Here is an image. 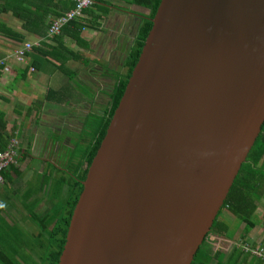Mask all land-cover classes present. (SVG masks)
I'll use <instances>...</instances> for the list:
<instances>
[{
  "label": "water",
  "instance_id": "95a60500",
  "mask_svg": "<svg viewBox=\"0 0 264 264\" xmlns=\"http://www.w3.org/2000/svg\"><path fill=\"white\" fill-rule=\"evenodd\" d=\"M58 264H191L264 123V0H160Z\"/></svg>",
  "mask_w": 264,
  "mask_h": 264
},
{
  "label": "crops",
  "instance_id": "0c3cea01",
  "mask_svg": "<svg viewBox=\"0 0 264 264\" xmlns=\"http://www.w3.org/2000/svg\"><path fill=\"white\" fill-rule=\"evenodd\" d=\"M5 1L0 0V58H7L0 71V140L7 148L15 139L17 155L0 183L1 250H5L1 238L7 240V246L16 235L25 239L27 229L34 224L30 213L46 210L49 197L34 198L30 192L33 181L38 182V188L51 181L47 186L52 188L66 169V161L82 144L90 143L86 118L107 108L113 74L126 72L127 54L150 12L133 0H96L74 23L50 37L47 27L60 15L57 7L51 8L46 0H11V6L21 5L15 10L24 19L6 10ZM53 1L56 4L57 0ZM74 34L80 41L71 37ZM24 41L34 45L25 61L19 62L11 54ZM80 60L89 63L84 65ZM94 82L95 86L91 85ZM81 85L90 89L88 95L80 91ZM99 100L105 103L101 112L96 110ZM225 212L231 217L223 214L221 219L232 222V215ZM255 214L256 226L247 234L244 246L264 250V198L257 202ZM33 230L37 235L38 228ZM241 232V228L235 230L230 240L213 235L210 241L222 242L224 249H230L234 242L239 243ZM241 264L264 262L248 256Z\"/></svg>",
  "mask_w": 264,
  "mask_h": 264
},
{
  "label": "trees",
  "instance_id": "16d2710c",
  "mask_svg": "<svg viewBox=\"0 0 264 264\" xmlns=\"http://www.w3.org/2000/svg\"><path fill=\"white\" fill-rule=\"evenodd\" d=\"M46 1L51 4V8L57 7L60 10V15L74 6L70 0H57L56 4L53 0ZM133 1L149 8L150 12L147 17H144L138 27L134 42L127 54L124 63L126 72L123 74L118 72L113 74L114 84L108 93L109 103L107 108L101 114H91L86 118L85 128L86 131L89 130L90 132V143H87L84 147L82 144L81 150L75 156L70 157L74 161L72 164H69L73 169L66 168L63 170L60 178L52 185L50 194L48 195L49 199L47 200L46 210L43 212H35L33 210L30 213L31 220L39 230L36 235V243L30 245L25 241L23 236L16 235L14 239L9 240L7 246V240L1 238V242L5 243L2 249L5 248V250L0 249V264H58L59 256L65 243L72 210L82 190L81 180H84L87 168L105 135L111 116L123 94L131 70L138 60L145 38L152 26L151 18L154 16L160 2V0ZM5 2L7 3L4 6L6 10L11 9L17 17H21V12L15 10L21 7V5L17 7L11 6L10 4H13L11 0H6ZM29 13L35 15L33 11H29ZM56 17L58 15L54 19ZM21 18L26 19L23 15ZM75 20L64 25L62 29L70 23H74ZM25 24L26 20L23 25L25 26ZM79 27H82V25H79ZM79 27L77 26L76 29H79ZM71 37L80 41L78 34L71 35ZM35 49H40V47H36ZM80 61L84 65L89 63L86 60ZM84 140L86 139L84 138ZM5 145L6 143L0 140V149H5L7 146ZM9 165L1 172L3 177L5 169ZM61 198L63 199V203L58 206V200ZM262 198H264V123L246 160L241 164L210 231L204 237L191 264H241L248 256L257 257L258 260L264 262L263 257L252 254L251 248L247 245L244 246L247 234L256 226L255 212L257 202ZM224 210L243 223L240 244L234 242L230 249H222L210 241V237L213 235H221L226 239H232V232L229 231L227 222L223 221L220 217Z\"/></svg>",
  "mask_w": 264,
  "mask_h": 264
},
{
  "label": "built area",
  "instance_id": "2783aa9c",
  "mask_svg": "<svg viewBox=\"0 0 264 264\" xmlns=\"http://www.w3.org/2000/svg\"><path fill=\"white\" fill-rule=\"evenodd\" d=\"M73 2L74 6L62 13L60 16L56 17L49 25L47 35L52 37L59 34L62 27L68 24L70 21L80 18L86 8L93 5L96 0H70ZM34 43L29 41H24L20 46H18L11 54L16 61L24 62L27 52H29ZM7 58H0V71L6 66ZM16 140H11L10 145L4 150H0V183L3 182V176L1 174L2 170L15 161L17 155L16 151ZM252 254L263 257V249H251Z\"/></svg>",
  "mask_w": 264,
  "mask_h": 264
},
{
  "label": "rangeland",
  "instance_id": "374dc122",
  "mask_svg": "<svg viewBox=\"0 0 264 264\" xmlns=\"http://www.w3.org/2000/svg\"><path fill=\"white\" fill-rule=\"evenodd\" d=\"M118 63V65L120 64V61L119 62H117ZM117 64H116V67L118 66ZM91 85H93V86H95V82L94 83H92ZM106 86L108 87V88H110V84H106ZM107 88V89H108ZM79 89H80V91L82 92V93H85V94H89V91H90V89L87 87V86H84V85H81V86H79ZM97 104H96V110L98 111V112H101V107H103L104 105H105V103H103L102 102V100L100 101H97L96 102ZM107 105V104H106ZM85 136L83 135V138H84ZM81 148H82V145L80 146V149H79V151L81 150ZM76 152H78V151H76ZM72 162H74V161H72L71 159L70 160H68V162L66 161V163H65V165H66V168H70V169H73V167L72 166H70L69 164H72ZM60 175V174H59ZM48 183H51V181H49V182H47V185H48ZM47 185H45L46 187L44 188V187H42V184H41V186L38 188V182L36 181V180H34L33 181V184H31L30 185V192H31V195L34 197V198H36V199H40V198H42V197H44V196H47V195H49L50 194V191H51V188H50V185L49 186H47ZM62 203H63V199L61 198V199H59L58 200V206H60V205H62ZM226 212H225V210L221 213V216L223 215V217L225 218V217H231V216H229V215H227V214H225ZM226 215V216H225ZM232 218H233V220H232V222H227V224H228V227H229V231L230 232H232V236H234V234H235V230H239L240 228L242 229V226H243V223L242 222H240V221H238L235 217H233L232 216ZM31 224V223H30ZM31 227H32V229H27V232H26V236H25V239H26V241L28 242V244H34V243H36V235H34V234H32L33 232H34V230L33 229H35L36 231H37V228H36V226L34 225V224H32L31 225ZM216 246H219V247H221L222 249L226 246V245H224L222 242H220V243H218V244H216ZM24 248V247H23ZM22 248V249H23Z\"/></svg>",
  "mask_w": 264,
  "mask_h": 264
},
{
  "label": "flooded vegetation",
  "instance_id": "af4514ba",
  "mask_svg": "<svg viewBox=\"0 0 264 264\" xmlns=\"http://www.w3.org/2000/svg\"><path fill=\"white\" fill-rule=\"evenodd\" d=\"M85 166V165H84ZM81 182H82V180H81Z\"/></svg>",
  "mask_w": 264,
  "mask_h": 264
}]
</instances>
